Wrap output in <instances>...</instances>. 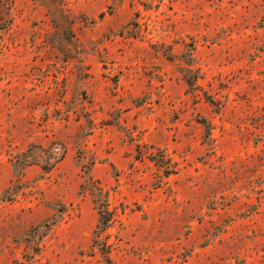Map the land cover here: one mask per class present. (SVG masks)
Instances as JSON below:
<instances>
[{
  "label": "rangeland",
  "instance_id": "obj_1",
  "mask_svg": "<svg viewBox=\"0 0 264 264\" xmlns=\"http://www.w3.org/2000/svg\"><path fill=\"white\" fill-rule=\"evenodd\" d=\"M0 264H264V0H0Z\"/></svg>",
  "mask_w": 264,
  "mask_h": 264
},
{
  "label": "trees",
  "instance_id": "obj_2",
  "mask_svg": "<svg viewBox=\"0 0 264 264\" xmlns=\"http://www.w3.org/2000/svg\"><path fill=\"white\" fill-rule=\"evenodd\" d=\"M167 173H170L169 171ZM88 184L82 185V188L89 192L93 197V203L99 213L100 220L98 224L99 231L104 232L114 220H116V212L111 211V197L110 192L105 190L98 181L90 177ZM98 234L100 232H97Z\"/></svg>",
  "mask_w": 264,
  "mask_h": 264
}]
</instances>
